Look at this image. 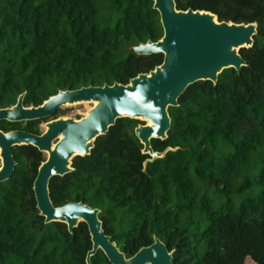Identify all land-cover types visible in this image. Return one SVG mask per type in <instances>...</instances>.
<instances>
[{
  "label": "trees",
  "instance_id": "1",
  "mask_svg": "<svg viewBox=\"0 0 264 264\" xmlns=\"http://www.w3.org/2000/svg\"><path fill=\"white\" fill-rule=\"evenodd\" d=\"M101 1L0 0V107L23 92L26 105H39L59 90L126 84L162 63L161 53L133 49L163 36L153 0H113L122 12L114 27L99 24ZM176 4L257 22L254 46L240 50L247 65L224 69L215 84H191L169 107L168 138L152 139L155 151L175 148L162 158L144 166L150 156L135 135L144 122L119 118L91 154L72 159V172L50 179L51 199L99 208L105 233L127 257L157 236L176 264H264V0ZM41 121L24 129L39 133ZM13 152L15 169L0 182V264H87V224L70 232L40 215L33 183L45 154L32 145ZM91 262L111 264L100 249Z\"/></svg>",
  "mask_w": 264,
  "mask_h": 264
},
{
  "label": "water",
  "instance_id": "2",
  "mask_svg": "<svg viewBox=\"0 0 264 264\" xmlns=\"http://www.w3.org/2000/svg\"><path fill=\"white\" fill-rule=\"evenodd\" d=\"M153 8L160 13L164 30L157 41L148 40L133 47L139 55L163 54L162 63L148 72L139 73L128 83L115 82L102 86H84L75 90H59L38 106H24L26 92L18 96L11 107L0 109V120L10 122L33 121L51 117L60 107L73 103H92L86 115L58 117L45 122V130L35 134L24 130L7 133L0 130V182L8 180L16 165L12 149L32 145L46 154L33 183L40 215L46 223L63 222L73 232L80 222L88 226L92 248L86 263L102 250L111 264H176L173 251L157 236L149 246L127 257L111 236L105 233L99 217L100 209L79 202L55 206L50 194V179L74 170L72 159L87 156L96 139L105 135L117 119L128 117L145 123L135 128V135L143 144L142 153L150 157L144 162L162 158L168 151H155L152 139L165 140L171 126L170 106H178L179 98L193 83L210 80L217 83L219 74L228 68L241 72L247 65L240 50L254 46L257 22L235 23L220 21L207 10L177 8L176 0H153Z\"/></svg>",
  "mask_w": 264,
  "mask_h": 264
},
{
  "label": "rangeland",
  "instance_id": "3",
  "mask_svg": "<svg viewBox=\"0 0 264 264\" xmlns=\"http://www.w3.org/2000/svg\"><path fill=\"white\" fill-rule=\"evenodd\" d=\"M113 0H103L100 2V12L98 15V22L102 27H114L118 22L119 18L122 16V12L112 5ZM92 103H80L71 106L64 105L60 110H65L67 113L65 117H74L79 119L86 115L87 111L92 107ZM54 113L51 117L45 119H52L55 117ZM145 123V122H144ZM42 131L45 130L44 123L41 125ZM45 154V153H44ZM46 156V154H45ZM213 198L217 204H221L225 197L214 193ZM239 201V200H238ZM20 262H14L12 264H19Z\"/></svg>",
  "mask_w": 264,
  "mask_h": 264
},
{
  "label": "flooded vegetation",
  "instance_id": "4",
  "mask_svg": "<svg viewBox=\"0 0 264 264\" xmlns=\"http://www.w3.org/2000/svg\"><path fill=\"white\" fill-rule=\"evenodd\" d=\"M17 99H18V97H17ZM24 100H25V97H24ZM16 102H17V100H16ZM16 102L14 103V104H12V105H10V106H6V107H11V106H13V105H15L16 104ZM40 105V104H39ZM24 106H26V107H28V106H32V105H26L25 104V102H24ZM34 106H38V105H34ZM67 106H70V105H67ZM6 107H0V109L1 108H6ZM60 108H62V107H60ZM59 108V109H60ZM58 109V110H59ZM56 111L55 112V114L57 113V115L55 116V117H53L52 119H55V118H58V117H65L66 115V111L65 110H60V111ZM52 119H42V121L38 124L39 125V133H35V134H41L43 131H42V129H41V125L44 123L45 124V122H47V121H49V120H52ZM17 122H20V126H22V128H11V122L9 121V120H7V119H1L0 120V130L1 131H3V132H5V133H7V132H9V131H13V130H24V131H28V130H26V129H24V127H27V122L28 121H17ZM28 132H30V131H28ZM31 133H34V132H31ZM15 148V147H14ZM13 148V149H14ZM13 149H12V153H13V156H14V152H13ZM15 158V157H14ZM16 160V159H15ZM16 163H17V161H16ZM16 166V165H15ZM2 167V159H1V157H0V168Z\"/></svg>",
  "mask_w": 264,
  "mask_h": 264
},
{
  "label": "bare ground",
  "instance_id": "5",
  "mask_svg": "<svg viewBox=\"0 0 264 264\" xmlns=\"http://www.w3.org/2000/svg\"><path fill=\"white\" fill-rule=\"evenodd\" d=\"M84 103H85V102H84ZM75 104H80V103L65 104V105H70V106H71V105H75Z\"/></svg>",
  "mask_w": 264,
  "mask_h": 264
}]
</instances>
